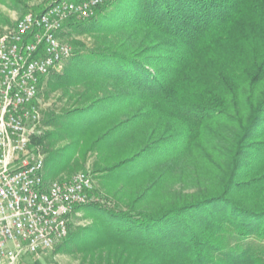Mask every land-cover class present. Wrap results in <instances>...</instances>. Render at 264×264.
Wrapping results in <instances>:
<instances>
[{
	"label": "trees",
	"instance_id": "trees-1",
	"mask_svg": "<svg viewBox=\"0 0 264 264\" xmlns=\"http://www.w3.org/2000/svg\"><path fill=\"white\" fill-rule=\"evenodd\" d=\"M72 36L93 43L75 42L47 78L64 106L32 141H69L75 169L95 155L111 207H76L92 225L69 228L57 252L264 264V0H112L70 21L61 38Z\"/></svg>",
	"mask_w": 264,
	"mask_h": 264
},
{
	"label": "built area",
	"instance_id": "built-area-1",
	"mask_svg": "<svg viewBox=\"0 0 264 264\" xmlns=\"http://www.w3.org/2000/svg\"><path fill=\"white\" fill-rule=\"evenodd\" d=\"M109 1L54 0L0 35V264L52 250L68 236L75 208L95 201L88 172L45 180L44 160L31 141L40 124V88L73 53L62 32Z\"/></svg>",
	"mask_w": 264,
	"mask_h": 264
},
{
	"label": "rangeland",
	"instance_id": "rangeland-1",
	"mask_svg": "<svg viewBox=\"0 0 264 264\" xmlns=\"http://www.w3.org/2000/svg\"><path fill=\"white\" fill-rule=\"evenodd\" d=\"M54 0H31L30 3H27L25 6H17L14 7L10 4V6L0 5V35H3L12 27H14L16 21L20 19L24 14L28 12H40L45 7L49 6L51 2ZM65 43H67L71 48L72 52L74 48L77 47L75 42L83 43L85 46L89 47L92 45V39L86 36L82 37H70L63 39ZM63 69V68H62ZM60 70V72L62 71ZM59 72V73H60ZM46 79L43 85L40 88V93L38 97V106L40 111V124L37 126V132L34 137L45 136L50 132L54 131L51 126H47L46 121L48 116L51 114L56 115L60 112V110L64 106V101L59 100V91L50 93L47 87ZM263 86V84H262ZM259 88V86H258ZM262 88V87H261ZM260 88L256 90L255 95L258 94ZM48 115V116H47ZM45 141L43 146H40V154L44 160V173L43 177L45 180H63L64 178H68L76 173H90L94 180V202L106 206L111 207L110 202L101 196L99 193V177L98 174H95L92 170V163L94 161L95 155H89L87 158V162L84 169H75V162L72 161L69 165V161H67L66 157H68L64 149L69 144V141ZM36 147L33 145V141H31V149H35ZM64 154V155H63ZM92 225L91 221L86 218V216L82 212H78L72 214L69 221L70 232L79 231ZM57 246L55 245L52 250L42 253L39 256L26 258L22 264H79V257L75 255H69L67 253L57 252Z\"/></svg>",
	"mask_w": 264,
	"mask_h": 264
}]
</instances>
